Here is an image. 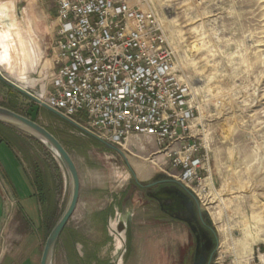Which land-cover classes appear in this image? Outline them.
<instances>
[{"label":"rangeland","instance_id":"374dc122","mask_svg":"<svg viewBox=\"0 0 264 264\" xmlns=\"http://www.w3.org/2000/svg\"><path fill=\"white\" fill-rule=\"evenodd\" d=\"M13 1L17 12L30 20L48 60L28 74L34 86L22 87L34 95L51 72L54 20L46 17L54 11L53 1ZM142 6L159 16L174 52L176 78L190 87L199 110L192 135L210 157L211 179L198 200L217 238L213 263L218 259L224 264H259L264 259V0H142ZM0 105L30 114L63 145L80 172L77 206L58 239L53 264H108L118 258L112 241L104 242L103 229L94 221L101 219L99 209L108 208L113 203L110 197L116 195L122 206L154 207L155 219L136 227L135 241L140 240L146 257L143 263L177 260L185 245L184 231L175 223H158L154 204L133 179L136 168L131 157L153 172L150 179L156 173L177 174L155 153L152 141L131 137L120 149L122 154L109 150L1 79ZM11 140L26 166H37L44 174L58 219L69 198L63 166L30 136L11 134Z\"/></svg>","mask_w":264,"mask_h":264},{"label":"built area","instance_id":"2783aa9c","mask_svg":"<svg viewBox=\"0 0 264 264\" xmlns=\"http://www.w3.org/2000/svg\"><path fill=\"white\" fill-rule=\"evenodd\" d=\"M52 1L51 72L33 95L37 105L120 149L131 137L152 141L177 173L172 177L197 199L204 196L211 170L192 135L199 110L190 87L176 78L159 16L142 0Z\"/></svg>","mask_w":264,"mask_h":264},{"label":"crops","instance_id":"0c3cea01","mask_svg":"<svg viewBox=\"0 0 264 264\" xmlns=\"http://www.w3.org/2000/svg\"><path fill=\"white\" fill-rule=\"evenodd\" d=\"M53 7V13L51 12L50 15L46 17L47 20L50 18L54 20L50 32L52 34L51 43L53 40L56 15L54 3ZM30 23L31 22H29V24ZM32 33L33 36L40 41L42 46V41L38 38L36 32L32 30ZM8 42L12 45V48L14 46V41L1 39L0 42V72L4 73L7 78L14 83H17L19 81L16 80L15 75L7 69L8 64L15 63L18 60L15 57L13 49L7 47ZM41 49L43 50V46ZM49 52L51 57L50 64H52L53 57L50 49ZM42 54L43 61L47 62L48 60H45L44 57V50ZM41 64L42 63L39 65ZM20 133V131L0 123V264H39L43 237L44 239L46 237L42 211L44 208H49L53 211L54 217L56 214L55 202L52 201L51 189H49L44 174L37 166L33 165L31 168H28L23 158L12 144L11 134L19 135ZM94 140L98 142L96 139ZM77 171L81 186V176L78 168ZM37 173L40 176L38 180L40 183L38 184L35 178ZM41 197L47 200L44 205H42L40 200ZM113 199L110 197L109 201L113 203L111 205L109 204L108 208L99 209L98 215L101 219L94 220L97 222V226L103 229L105 234L104 237L106 238L104 242L108 244L110 243L109 241H111V232L105 231L108 222H113L123 213L131 211V251L127 259L118 264H144L143 261L146 257L141 250V242L140 240L135 241L138 232L136 227L146 224L152 218L155 219L154 207L150 204H143L137 207L131 205L129 207L122 206L119 202L121 198L118 195ZM109 208L111 212L108 213ZM111 263L112 262H109L108 264Z\"/></svg>","mask_w":264,"mask_h":264},{"label":"water","instance_id":"95a60500","mask_svg":"<svg viewBox=\"0 0 264 264\" xmlns=\"http://www.w3.org/2000/svg\"><path fill=\"white\" fill-rule=\"evenodd\" d=\"M0 79L3 80L9 87L13 88L22 95L30 98L36 104L39 103L38 100L29 92L23 90L13 82L3 79L1 74H0ZM41 107L46 109L53 115L57 116L58 118L70 123L74 127L79 128L71 120L63 117L58 112L48 108L43 104L41 105ZM0 123L12 127L26 134L27 136L34 138L39 143L49 148L56 157V159L60 161L61 165L63 166L67 174L69 180V198L65 206V209L63 210L62 214L60 215V217L58 218L55 225L53 226V228L51 229V231L49 232V234L45 239L39 261V264H52L53 255L58 239L61 236L68 220L70 219V217L72 216L73 212L76 209L80 194V179L76 165L72 157L68 153V151L63 147V145L47 129H45L43 126H41L36 121L30 119L29 117L19 114L15 111H12L6 107L0 106ZM92 138L96 139L98 142L103 144L107 149L122 154L120 148H118L117 146L103 142L95 137ZM155 175H157L158 177L157 182L154 181V177L152 179L139 180L134 173H133V179L138 186L144 185L147 188H151L152 186L157 184L170 185L167 187H163L160 190V191L165 190L166 193L165 196L157 197L154 194L153 197L158 200H161L160 198L164 200H168L172 203L174 208L180 211H185L194 217L196 216L197 212L200 213V211H202L206 213L201 208L199 200L185 187L180 185L172 176L165 174H158V173H156ZM208 222L212 225L210 219L208 220ZM123 229H124V254L122 261H125L131 251V246H132L131 211L126 212Z\"/></svg>","mask_w":264,"mask_h":264},{"label":"flooded vegetation","instance_id":"af4514ba","mask_svg":"<svg viewBox=\"0 0 264 264\" xmlns=\"http://www.w3.org/2000/svg\"><path fill=\"white\" fill-rule=\"evenodd\" d=\"M153 174V172H152ZM151 174V175H152ZM159 174V173H158ZM148 179H150L152 176ZM157 175L154 176V181L157 182ZM147 180V179H146ZM167 184H157L151 188H147L144 185L138 186L140 190L144 191L148 202L154 204L157 211V215L160 219H157L158 223H175L185 233V245L182 248V252L177 253V260L172 264H212L217 247V238L212 225L208 222V215L202 211L197 212L196 216H192L185 211H180L172 205L168 200H158L153 197L155 194L157 197L165 196V190L160 191L161 188L167 187ZM159 193V194H158ZM126 213H123L118 219L113 222H108L105 231L111 232L112 247L117 253L116 260L111 264H118L123 262L124 254V222Z\"/></svg>","mask_w":264,"mask_h":264},{"label":"bare ground","instance_id":"6f19581e","mask_svg":"<svg viewBox=\"0 0 264 264\" xmlns=\"http://www.w3.org/2000/svg\"><path fill=\"white\" fill-rule=\"evenodd\" d=\"M16 9L19 8L13 0H6L0 4V42L1 39L14 41L12 48L9 42L7 47L13 49L18 63L8 64L7 69L19 81L16 84L25 89V87L34 84L33 80L28 78V74L34 72L39 64L43 62V50L40 41L33 36L27 16L25 13L17 12ZM130 161L136 168L138 178L146 180L150 177L152 173L144 168L139 158L131 157Z\"/></svg>","mask_w":264,"mask_h":264},{"label":"trees","instance_id":"16d2710c","mask_svg":"<svg viewBox=\"0 0 264 264\" xmlns=\"http://www.w3.org/2000/svg\"><path fill=\"white\" fill-rule=\"evenodd\" d=\"M0 106H2V105H0ZM17 113L22 114L21 112H17ZM22 115H24V114H22ZM26 116L29 117L30 119H32L31 116H30V114H27ZM35 178H36V183L37 184L40 183L38 181L40 179V176H39L38 173H37V175H36ZM40 200L42 202V205H44V203L47 201L44 197H41ZM109 212H111V209L110 208L108 210V213ZM42 215H43V223L45 225V233H46V237H47V235L49 234V232L51 231V229L53 228V226L55 225V223H56V221L58 219L53 216V211L51 209H49V208H44L43 211H42Z\"/></svg>","mask_w":264,"mask_h":264}]
</instances>
